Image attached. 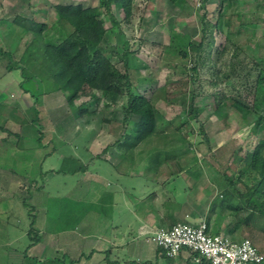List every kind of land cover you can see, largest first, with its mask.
<instances>
[{"label":"rangeland","instance_id":"374dc122","mask_svg":"<svg viewBox=\"0 0 264 264\" xmlns=\"http://www.w3.org/2000/svg\"><path fill=\"white\" fill-rule=\"evenodd\" d=\"M223 1L222 10L228 16L220 23L222 33H215V45L212 50L211 61L219 59L220 51L217 53V49L224 44L226 37H229L236 46L242 49L245 55L252 58L253 61L261 63L264 67V0H207L204 9L201 0H184L179 6L171 4L168 0H147L146 3L140 0V12H138L132 25L121 26V28L115 27L110 31L109 44L116 48L119 55L126 49L133 51V54L129 56V74L135 91L150 95L155 88L164 87L167 100L157 101L155 107L167 120L178 122V120H185L188 117L183 110L186 108L184 102L190 87L191 57L185 59L180 53L187 51V45L190 41H199L201 37V15L205 12L207 19L214 22L217 16V7ZM65 4L97 7L98 0H0V21H12L15 15L32 19L38 14V16L42 15V19L48 24L52 25L51 23L57 18L54 7ZM99 15L105 21L106 27H110L111 15L117 21H121L123 18V14L117 7L112 9L111 14L99 10ZM236 15H240L241 18H236ZM4 29V27L0 28V32ZM14 32L13 30L12 33ZM4 36V33L2 35L0 33V49L10 52L12 60L16 63L20 60L33 35L16 27V46L12 51L8 50V46L11 47L12 39H6L7 36ZM141 42L145 44H141ZM157 46L162 47V49L157 48ZM118 58H113V62H117ZM7 64L8 57L0 54V94L7 93L6 98L1 103L8 106L2 107L0 110L7 118L12 117L16 112V128L11 124L8 128L23 134L22 140L27 139L28 135L26 134L30 132V138H33V141L24 143H27L36 152L33 154L36 156L35 160L49 153L52 149L50 143H52L53 148H56L51 158H48L43 164L44 170L51 166L59 168L63 157L71 153L73 156L82 159L80 165H84L88 159H93L98 154L101 162L110 158L111 155L107 151L105 153L104 149L115 146L113 144L121 134L122 125L111 120L109 111H105L103 108V103L95 104L89 98L80 97L73 106H70L66 101L65 93H47L44 85L41 86L39 83V87L36 85L33 88V93L38 99L35 105L39 111L38 120L37 124H31L30 120L34 116L31 110L33 99L25 95L19 86L23 81L20 71L15 70L13 73L7 71ZM210 64L209 62L201 73L197 89L199 96L195 100V107L199 112L198 120L208 136L211 151H208L204 143L201 142V137L198 134V123L193 116L187 118L190 126L184 131L186 137L183 138L180 133L160 134L148 138L143 144L132 150L131 161L134 164L132 170L135 176L138 174L149 177L151 169L157 167V164L152 161L154 157L165 163L164 166L166 167L161 168L164 170V174L168 171L166 168L173 169L175 172L176 169H182L181 178H179L182 181L178 179V182L174 184L181 196L185 190L188 191L189 189V187L187 188L189 183L184 180L187 170L193 171L200 168L202 175L216 186L221 182L223 186L226 184L225 180L222 179V174L233 178L235 181L238 170L242 168L240 159L245 152L253 148L259 139L253 133V124L257 121L258 116L251 111L250 102L243 99V82L230 80V82L222 83L220 88L214 90L208 83ZM119 67L122 68V65L119 64ZM233 87L235 93L230 92ZM224 93L228 99L240 101L248 109H244L243 112L237 111L228 102L219 109L216 108L214 96L218 99ZM240 93H242V98L239 97ZM97 95L99 96V94ZM102 100H108L110 104L112 103L111 98L104 99L102 97ZM118 104L121 105V102ZM84 107L87 108L88 113L80 114ZM114 107L117 109L116 106H112L113 109ZM8 119L11 120V118ZM130 119L136 121L138 118L132 117ZM39 129L43 135L42 143L45 145L42 148L37 143V138L40 136ZM0 136L6 137V134L1 133ZM83 151L86 154L83 155ZM118 151L121 152V150ZM124 162L127 161L122 160V164ZM122 169L126 171L130 168L127 166L124 169V165H122ZM77 177L54 173V175H48L45 178L37 177L35 182L39 185L43 184V191L54 199H71L75 195L76 189H79ZM245 182L249 184L248 180ZM138 183L144 185L143 182L140 183L139 181ZM235 184L238 190H243L240 184ZM221 195L222 192L219 190L217 197L221 199ZM196 197L197 201H200V206L196 209L191 208L196 210L193 211V214L196 212L201 214L206 210L204 198L200 193ZM64 203L66 202L64 201ZM51 204L54 206L53 202ZM186 208L191 210L190 207ZM18 209L17 214L14 211L10 221H15L16 215H19L24 227L25 214L29 208L25 209L23 205H20ZM218 212H220L219 209ZM222 212L228 213L225 221L232 223L233 217L229 215L228 210H222ZM210 217L213 215L210 214L208 218ZM206 219L193 215V218H189L187 222L184 221L183 223L197 224ZM258 225L260 226V223ZM238 227L236 229H241ZM13 232L15 237H20V241L15 242L12 247L24 254L30 241L27 236H24L25 234L22 236V231L19 235L16 234L15 230ZM244 232H246L244 238L251 239L253 236L264 238V235L257 230H253V233L248 231L249 234H247V230ZM52 245L51 253L50 249L43 248L44 244L41 243L37 249L40 251L36 253V259L41 260L49 256L50 258L59 257L62 260L63 251L53 242ZM88 253L89 251H86V255ZM5 256V250L0 249V261ZM73 258L75 257L73 256ZM112 258L119 263L128 260L122 255H118V252H114ZM101 259L102 257L97 258L88 264H99ZM84 261L86 260L84 259ZM150 262H155L154 257ZM32 263L36 264L34 261L22 262V264ZM69 263L70 260L63 261V264ZM18 264H21V261ZM158 264H162V261Z\"/></svg>","mask_w":264,"mask_h":264},{"label":"trees","instance_id":"16d2710c","mask_svg":"<svg viewBox=\"0 0 264 264\" xmlns=\"http://www.w3.org/2000/svg\"><path fill=\"white\" fill-rule=\"evenodd\" d=\"M139 1L98 0L97 7H84L81 4L56 5L54 10L57 18L51 23L52 25L43 20L42 15L38 16V14L32 19L15 17L13 22H16V27L32 34L33 37L18 62L15 63L12 60L8 51L0 49V54L8 57L7 71H20L23 81L19 86L25 95L33 99L31 110L34 116L30 120L31 124H37L39 112L35 106L38 99L33 93V88L37 83H42L47 93H65L66 101L70 106H73L80 97L89 98L95 104L103 103V108L105 111H109L111 120L122 125L121 134L115 142V146L122 151L121 156L143 144L152 136L180 133L183 138L186 137L184 131L190 126L187 119L189 116L196 119L201 142L204 143L208 151H211L208 136L198 120L199 112L195 107V100L199 96L197 89L201 73L210 62L209 85L217 90L222 83L230 82V80L243 82V99L250 102L251 111L258 116L257 121L253 124V133L259 139L253 148L245 152L240 159L242 168L238 170L235 181L233 178L222 174V179L225 180L226 184L224 186L222 182L217 184L218 190L222 192L220 205H223L228 210L229 215L233 217V224L243 227L250 233L257 230L264 234L263 65L245 55L242 49L236 46L229 37H226L224 44L217 49V53L220 51L219 59L211 61L210 58L215 45V33H222L220 23L228 16L222 10L223 1L217 7V16L214 22L207 19L205 12L201 15V37L199 41H190L187 45V51L180 53L185 59L191 57L190 87L186 94V101H183L186 103V108L183 111L188 117L185 120H178V122L165 119L155 107L157 101L167 100L164 87L155 88L150 95L135 91L129 74V56L133 54V51L126 49L119 55L116 48L109 44L110 31L113 28L128 27L137 18V14L140 12ZM143 1L144 3L147 2V0ZM168 1L177 6L184 2V0ZM206 2L207 0H201L203 9ZM114 7L120 10L123 18L121 21H117L111 15L110 27H106L105 21L99 15V10L111 14ZM236 18H241V16L236 15ZM141 44L145 43L141 42ZM157 48L162 49L158 46ZM117 57H119L117 62H113V58ZM119 64L122 65V68L119 67ZM226 90L228 92V89ZM230 92H236L234 87ZM241 94L239 97L242 98ZM102 97L104 99L111 98L113 105L108 100H102ZM118 101L121 102V105L118 104ZM214 102L218 109L226 102L240 112L248 109L240 101L228 99L226 93L218 99L214 96ZM119 105L120 107H118ZM112 106H116L117 109L115 107L113 109ZM87 113L86 107L80 111V114ZM132 117L138 119L132 121L130 119ZM0 129L7 130L1 125ZM38 132L40 136L37 141L41 144L43 135L40 129ZM7 134L8 136L13 135L8 130ZM20 136L16 133V138L19 141L22 140V136ZM152 161L157 165L164 163L157 157H154ZM85 169L86 167L80 165L77 159L67 157L63 160V167L55 173L77 174ZM168 173L171 176L174 172L168 170ZM186 173L191 181V186L195 185L196 181L202 177L200 168L193 171L187 170ZM246 180L249 181V184L245 182ZM234 182L240 184L243 190H238ZM24 205L26 204L24 203ZM206 223L209 234H219L218 231H210L211 222L209 218H207ZM256 234L259 233L256 232ZM28 237L30 243L25 250V258H27L28 250L40 240L33 230V219L30 223ZM156 254L158 259L154 263L136 260H127L124 263L111 262L108 255H106L105 260L107 264H158L159 260L167 261L169 264L173 262V259L167 257L160 248L156 249ZM78 262L79 260H70L69 264H77ZM53 263L63 264V261L54 260ZM193 264L196 263L193 262ZM199 264L208 263L202 261Z\"/></svg>","mask_w":264,"mask_h":264},{"label":"crops","instance_id":"0c3cea01","mask_svg":"<svg viewBox=\"0 0 264 264\" xmlns=\"http://www.w3.org/2000/svg\"><path fill=\"white\" fill-rule=\"evenodd\" d=\"M15 17L16 15L14 19ZM2 27L5 28L2 31L5 34L4 37L12 39L11 47L8 46V50L12 51L16 46V22L13 20L0 21V28ZM13 30L14 33H12ZM2 32H0L1 35ZM13 72L15 70L11 73ZM40 84L43 86L42 83ZM40 84L37 83V86L39 87ZM6 95L7 93L0 94V109L8 107L1 103ZM8 118L0 110V122H2L0 125L13 134L8 136L7 130L0 129V134H6V137L0 136V249L3 248L6 252L5 258L0 261V264H18L19 261L21 264L25 261L51 264L54 260H79L77 264H88L100 257L102 259L99 264H107L106 255L109 256L111 262L117 261L112 258L114 252H118V255H122L128 260L150 261L154 257V261H156L158 259L157 248L145 241L146 229L169 228L174 224L187 222V219L193 218V215L203 219L208 218L211 214L213 217L209 218L210 231H218L219 234L227 235L234 241L248 239L243 237L246 233L243 227L240 226L241 229H236L237 225L225 221L228 213L222 212L226 209L220 205L219 200L221 199L217 197L218 187L204 175L196 181L195 185L191 186V181L186 173L184 180L189 183L187 186L189 189L185 190L181 196L177 188L174 187V184L181 178L180 169H176L175 172L173 169L166 168L174 172L170 176L168 171L164 174V170L161 169L165 163H160L156 168L151 167V173H149L150 170L148 171L149 177L138 174L135 176L132 170L134 165L131 161L132 150L121 156L122 151H118L120 149L116 146L104 149L105 153L107 151L111 155L105 161L101 162L98 154L95 158L86 161L83 165L86 167L84 171L77 174L63 173L72 177L78 176L77 187L79 189H76V193L71 199H54L43 191V184L39 185L35 182L37 177L45 178L48 175H54L63 167V160L67 157H74L79 162L82 159L71 153L63 157L59 168L51 166L44 170L43 164L48 158H51L56 148H53L50 143L52 149L49 153L35 160L36 156L33 154L36 152L27 143H24L33 141V138H30V132L25 133L28 135L27 139L17 140L16 130L8 128L10 124L16 128V112ZM20 135L23 137V134ZM38 145L41 148L45 147L43 143H38ZM82 153L86 154L85 151ZM122 160H126L128 163L122 164ZM122 165H124V169L127 166L130 169L123 171ZM179 180L182 181V179ZM139 181L144 185H140ZM198 193L204 198L206 210L201 214L197 212L193 214V211H196L193 208L196 209L200 206V201H197L196 197ZM52 202L56 207L51 204ZM20 205H23L25 209L29 208L25 214L24 227L19 215H16L15 221H10L14 211L16 214L19 211ZM186 207L193 208L189 210ZM32 219L33 230L40 240L28 250L27 258H25L22 252L12 247L15 242L20 241V237H15L13 231L15 230L18 235L22 231V236L25 234L24 236L29 239L28 232ZM247 234H249L248 231ZM263 239L261 236H253L250 239L262 253H264ZM52 242L63 251L61 257L63 259L50 258L49 256L41 260L36 259V253L40 251V249L37 250L38 246L43 243V248L50 249L51 252ZM86 251H89L87 255ZM161 261L162 264H169L167 261L159 260V262ZM171 264H193V262L190 253L183 251L173 259Z\"/></svg>","mask_w":264,"mask_h":264},{"label":"built area","instance_id":"2783aa9c","mask_svg":"<svg viewBox=\"0 0 264 264\" xmlns=\"http://www.w3.org/2000/svg\"><path fill=\"white\" fill-rule=\"evenodd\" d=\"M146 230L145 241L172 259L187 251L196 264H264V253L249 239L234 241L224 234H209L205 221Z\"/></svg>","mask_w":264,"mask_h":264}]
</instances>
